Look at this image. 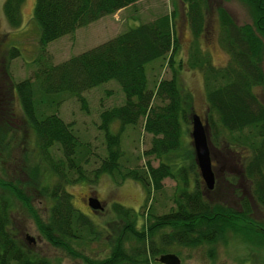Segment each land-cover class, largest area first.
I'll return each mask as SVG.
<instances>
[{
  "label": "trees",
  "instance_id": "1",
  "mask_svg": "<svg viewBox=\"0 0 264 264\" xmlns=\"http://www.w3.org/2000/svg\"><path fill=\"white\" fill-rule=\"evenodd\" d=\"M22 1L4 2L3 11L12 26L20 23ZM136 1L36 0L33 17L39 26L41 51L49 42L73 34L77 28ZM183 1L188 3L187 19L192 32L198 37L205 26L201 0ZM245 1L253 7V25H239L226 10L218 9L219 42L229 57L226 65L215 67L208 56L195 51L191 55L190 65L199 67L204 75L210 155L213 144L221 145L225 153L236 155L240 152L241 174L251 183L253 200L264 208V103L256 91L261 87L264 92V0ZM176 48L173 17L164 14L151 22L132 26L58 64H42L40 68L39 65L33 79L13 84L26 124L36 136L39 152L38 162L26 171L29 184L42 186L44 174L40 161L43 158L50 173L56 177L51 186H42L38 191L52 201L46 220L35 218L40 233L56 248L70 256H77L80 253L73 243L79 244L90 237L95 240L99 236L88 216L73 206L66 185L84 180L95 183L101 175H111L115 170L122 179H132L141 184L146 192H159L164 178L176 182L173 204L168 211L159 214L155 207L150 206L147 213L142 212L144 221L140 224L133 209L114 202L112 211L123 221L122 230L115 237L109 255L104 258H83L87 264H163L158 258L161 254L169 253L171 247L211 244L227 231L244 234L248 240L254 237L260 241L264 239V235L240 224L241 221L254 222L250 216L251 201L245 195L240 198L239 211H233L224 203L213 204L206 197L207 190L196 164L194 150L189 144L181 142L185 133L183 125L189 123V109L188 99L178 86L175 69L170 79H160L154 90L147 89L146 64L168 55V62L173 66ZM12 54H17L16 49L12 50ZM109 80L119 84L125 100L120 105L103 109L99 114L97 128L103 133L106 156L89 172V177L81 168L82 163L88 161L89 149L83 147L69 122H65L56 112H46L42 104L47 94L66 92L76 96L85 106L82 93ZM155 97L162 105H153L152 99ZM7 110L8 107L5 112L0 104L1 169L6 162L2 157L8 146L6 139L16 131L11 126L12 117ZM141 118L144 119V130L152 135L151 145L144 154L159 158V163L154 167L148 161L143 172L135 169L122 172L118 169V159L122 154L121 134L126 125H136ZM115 121L119 127L112 132L111 125ZM55 143L60 145L63 158H53L48 152ZM65 167L76 176L68 175L69 170L66 173ZM226 176L228 182L235 180L233 173L226 172ZM26 185L18 178L15 182H4L0 177L2 191H11L29 204L19 187ZM2 191L0 264H53L47 258L32 253L12 232L10 200ZM134 241L135 244H132Z\"/></svg>",
  "mask_w": 264,
  "mask_h": 264
},
{
  "label": "rangeland",
  "instance_id": "2",
  "mask_svg": "<svg viewBox=\"0 0 264 264\" xmlns=\"http://www.w3.org/2000/svg\"><path fill=\"white\" fill-rule=\"evenodd\" d=\"M35 1H22L20 23L18 26H12L3 11L5 0H0V104L4 106V111L8 107L7 111L12 117L11 126L16 128V131H13L6 139L8 146L2 154L6 162L4 168L0 167V177L4 182H15L18 178L21 182L27 183L25 187H19L29 204L13 195L11 191H2L1 188L0 191L10 200L12 232L32 253L38 257L47 258L53 264H87L83 258H104L109 255L112 244H115V237L122 230L123 221L112 211L114 202L133 209L138 216L137 222L140 224L144 221L142 212L147 213L150 206L155 207L159 214L168 211L173 204L172 195L175 192L176 182L171 178H164L159 192L154 190L146 192L141 184L132 179H122L115 170L111 175H101L95 183L84 180L66 185L65 189L71 194L73 206L88 216L94 231L99 233V236L95 240L90 237L83 239L79 244L73 243L80 253L77 256H70L66 251L56 248L40 233L35 219L37 217L43 221L46 220L52 201L38 191L42 186H51L56 177L50 173V168L43 158L40 161L44 174L42 186L29 184L30 180L26 171L38 162L39 152L36 136L26 124L13 84L28 78L33 79L39 65L40 68L42 64H58L132 26L151 22L164 14H171L177 39V48L172 59L173 66L168 62V55L147 63L145 66L147 89L154 90L160 79H170L175 69L178 86L188 99L189 109L187 114L189 123L183 125L185 133L182 134L181 142L189 144L193 149L190 136L191 116L198 114L205 121L208 107L204 75L199 67L190 65L191 55L198 52L200 55L208 56L215 67H224L229 57L219 42L218 9L226 10L239 25H253L254 12L252 5L245 0H201L205 26L196 37L187 19V2L137 0L112 14L77 28L73 34L61 36L49 42L42 52L39 44V26L33 17ZM15 49L17 54L13 55L12 50ZM256 91L264 103V92L261 87H258ZM82 95L85 106H82L76 96L63 92L47 94L42 107L46 109V112H56L65 122H69L83 147L89 149L88 161L82 163L81 168H84L87 175L91 177L89 172L106 156L103 133L97 128L99 114L105 108L122 104L125 97L115 80H109L86 90ZM152 103L154 106L162 105L156 97L152 99ZM143 122L144 119L141 118L136 125H126L121 134L122 154L118 159V169L122 172L128 169L143 172L147 168L148 161L154 167L159 163V158L144 154L151 145L152 135L144 130ZM118 127L119 123L113 122L111 131H117ZM240 148L245 150L243 147ZM212 149L210 156L215 184L213 189L208 190L203 182L207 190L206 197L213 204L224 203L233 211H239L240 198L245 195L251 201L250 216L254 222L241 221L240 224L252 228L263 236L264 208L253 200L250 194L251 183L241 174L240 152L236 155L229 152L228 154L221 145L216 144H213ZM235 149L238 150V148ZM48 152L53 158H63V152L57 143L52 145ZM64 170L66 172L69 169L65 167ZM226 172L235 174V180L228 182ZM67 174L76 176L72 170H69ZM90 196L97 197L102 209L91 210L87 205ZM26 236H29L31 240L26 239ZM132 244H135V241ZM168 250L169 253H174L180 258V264H264V239L260 241L254 237L248 240L244 238V234L233 231H227L222 238L211 244L202 243L196 247L173 246Z\"/></svg>",
  "mask_w": 264,
  "mask_h": 264
},
{
  "label": "water",
  "instance_id": "3",
  "mask_svg": "<svg viewBox=\"0 0 264 264\" xmlns=\"http://www.w3.org/2000/svg\"><path fill=\"white\" fill-rule=\"evenodd\" d=\"M190 136L200 176L206 188L211 190L214 187L215 176L212 169L207 124L206 121L204 122L198 114H193L191 117ZM87 203L91 209H102V205L97 197H89ZM26 239L31 240L29 236H26ZM158 260L163 264L180 263L179 257L174 253L161 254Z\"/></svg>",
  "mask_w": 264,
  "mask_h": 264
},
{
  "label": "crops",
  "instance_id": "4",
  "mask_svg": "<svg viewBox=\"0 0 264 264\" xmlns=\"http://www.w3.org/2000/svg\"><path fill=\"white\" fill-rule=\"evenodd\" d=\"M102 18V17H101ZM100 19V18H99Z\"/></svg>",
  "mask_w": 264,
  "mask_h": 264
}]
</instances>
